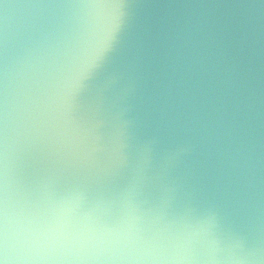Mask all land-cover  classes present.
I'll use <instances>...</instances> for the list:
<instances>
[{"label":"clouds","instance_id":"1","mask_svg":"<svg viewBox=\"0 0 264 264\" xmlns=\"http://www.w3.org/2000/svg\"><path fill=\"white\" fill-rule=\"evenodd\" d=\"M0 264H264V0H0Z\"/></svg>","mask_w":264,"mask_h":264}]
</instances>
